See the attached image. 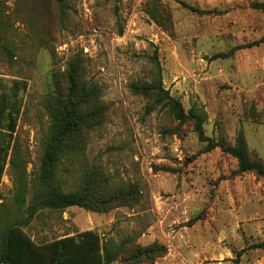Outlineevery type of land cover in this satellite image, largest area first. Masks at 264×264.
Returning <instances> with one entry per match:
<instances>
[{
	"label": "rangeland",
	"instance_id": "obj_1",
	"mask_svg": "<svg viewBox=\"0 0 264 264\" xmlns=\"http://www.w3.org/2000/svg\"><path fill=\"white\" fill-rule=\"evenodd\" d=\"M255 3L264 0H67L61 19L55 2L0 0V241L29 220L24 230L36 243L97 232L122 248L111 264H264V178L240 173L220 148L206 152L191 120L148 112L151 100L131 90L153 80L156 57L164 89L204 115L208 138L230 147L241 139L264 164V43L254 45L264 12ZM75 60L107 111L85 151L62 160L59 182L75 191L82 170L97 167L112 187L137 184L138 193L108 212L45 209L30 219L50 129L46 96L56 78L66 88ZM16 160L26 167L25 206L16 202ZM149 247L150 256L138 252Z\"/></svg>",
	"mask_w": 264,
	"mask_h": 264
},
{
	"label": "trees",
	"instance_id": "obj_2",
	"mask_svg": "<svg viewBox=\"0 0 264 264\" xmlns=\"http://www.w3.org/2000/svg\"><path fill=\"white\" fill-rule=\"evenodd\" d=\"M42 1L55 2L59 7L61 19L66 17L67 0ZM254 6L264 12V3H255ZM261 43H264V38L254 45ZM3 49L12 53L5 44ZM152 61L156 67L153 80L135 82L131 85V90L135 94L151 100L152 103L147 107L148 112L160 107L180 123L191 120L199 140L207 144L206 152L220 148L238 160L240 173L252 172L264 178V164L249 159L243 140H239L237 147H230L223 142L216 143L205 135L204 115L197 109L185 111L179 99L164 89L159 61L156 57H153ZM64 79L66 81L64 90L57 84L56 78L52 90L46 96L45 107L50 119V129L28 205L30 188L26 180V167L20 161H12V167L16 172V202L20 206L27 205L30 219L45 209L65 211L78 207L91 212H108L122 205L125 199L132 200L138 193L137 184L129 188L112 187L108 178H104L97 167L82 170L83 176L77 190L71 192L63 190L58 179L62 160L85 151L86 134L103 124L107 111L100 103L101 90L84 79V67L80 61L69 63ZM9 119V132L12 136L16 131L12 113L9 114ZM6 160L7 152L0 150V183L5 172ZM100 177L106 184L105 189L99 181ZM28 223L29 220H23L9 226L0 241V264H111L119 257L122 249L121 246L105 244L101 236L93 230L66 235L49 243H36L24 230ZM257 247L264 248V242ZM152 249L139 248L138 252L143 256H150Z\"/></svg>",
	"mask_w": 264,
	"mask_h": 264
}]
</instances>
